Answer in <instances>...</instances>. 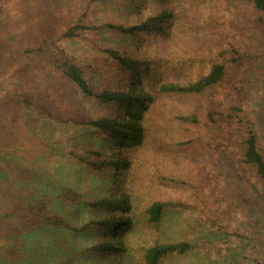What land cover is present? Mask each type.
Here are the masks:
<instances>
[{
    "label": "trees",
    "instance_id": "obj_1",
    "mask_svg": "<svg viewBox=\"0 0 264 264\" xmlns=\"http://www.w3.org/2000/svg\"><path fill=\"white\" fill-rule=\"evenodd\" d=\"M50 4L0 40V264H264V0Z\"/></svg>",
    "mask_w": 264,
    "mask_h": 264
},
{
    "label": "rangeland",
    "instance_id": "obj_2",
    "mask_svg": "<svg viewBox=\"0 0 264 264\" xmlns=\"http://www.w3.org/2000/svg\"><path fill=\"white\" fill-rule=\"evenodd\" d=\"M14 1L15 0H0V40L2 43L12 41L9 40L10 34L16 30V27L17 32L13 33L12 36L17 33L18 36L22 34L26 37L38 29L40 39L44 38L47 33V27L54 24L52 15L50 14V9H52L50 2H52V0H17V9L20 8L19 13L17 12V23L8 20L7 18L9 16L6 15L4 11V8H6V10L11 12ZM20 41L21 39L17 37V44ZM80 51H82V49H80ZM10 86L14 87V84ZM17 86L21 88V84ZM36 149H40L39 146L36 145V142L28 139L25 148L26 154L31 155L37 153L38 151ZM31 161L32 158H29L27 162L29 163Z\"/></svg>",
    "mask_w": 264,
    "mask_h": 264
}]
</instances>
